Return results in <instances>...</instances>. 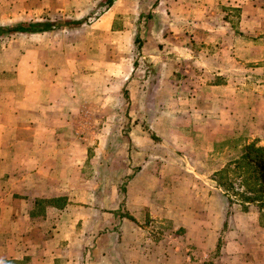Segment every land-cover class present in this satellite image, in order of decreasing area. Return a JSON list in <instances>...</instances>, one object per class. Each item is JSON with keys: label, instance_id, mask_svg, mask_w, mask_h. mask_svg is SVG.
Instances as JSON below:
<instances>
[{"label": "rangeland", "instance_id": "374dc122", "mask_svg": "<svg viewBox=\"0 0 264 264\" xmlns=\"http://www.w3.org/2000/svg\"><path fill=\"white\" fill-rule=\"evenodd\" d=\"M102 1L74 0L66 13L0 1L1 26L88 18L43 37H0V77H16L31 45L52 57L39 70L42 97L59 109L73 95L75 113L53 119L69 128L75 176L94 177L98 204L123 214L137 177L133 204L156 212L142 218L144 244L168 264H264L258 208L230 205L214 179L245 145H264V0ZM51 45L61 49L50 56Z\"/></svg>", "mask_w": 264, "mask_h": 264}, {"label": "crops", "instance_id": "0c3cea01", "mask_svg": "<svg viewBox=\"0 0 264 264\" xmlns=\"http://www.w3.org/2000/svg\"><path fill=\"white\" fill-rule=\"evenodd\" d=\"M0 1L6 5L14 2L26 9L23 12L42 7L51 13H66L74 3ZM44 48L50 56L61 49L52 45ZM38 49L32 45L24 49L16 77H0V264H168L163 252L148 247V242L144 244L151 239L143 236L149 220L145 226L142 221L156 217V212L152 202L133 204L131 186L136 185L137 177L127 185L123 214L98 204V195L90 186L94 177L86 180L75 176L72 167L79 160L67 155L68 148L63 147L67 138L62 134H68L69 128L53 119L72 116L74 110L66 105L73 103L74 98L72 95L57 109L53 106L56 100L42 97L39 70L46 64L52 67L55 62L52 57L43 61ZM34 50L36 60L31 61ZM65 59L58 61L57 66L68 63ZM50 120L54 122L48 123ZM79 193L88 201L74 200L73 196ZM60 196L66 197V203H48ZM40 199L47 200L43 206L38 204Z\"/></svg>", "mask_w": 264, "mask_h": 264}, {"label": "trees", "instance_id": "16d2710c", "mask_svg": "<svg viewBox=\"0 0 264 264\" xmlns=\"http://www.w3.org/2000/svg\"><path fill=\"white\" fill-rule=\"evenodd\" d=\"M113 1L103 0L102 3L108 8ZM87 22L88 18L68 21L60 19L25 20L14 25H0V37L52 32L64 27L78 29ZM214 179L217 187L224 191L230 205L239 202L244 211H248L250 205H256L261 225L264 227V145H258L257 142L245 145L240 155L216 172ZM45 201L47 200L40 199L38 204L43 206ZM64 202L66 203V197L60 196L53 197L48 203L61 205Z\"/></svg>", "mask_w": 264, "mask_h": 264}]
</instances>
